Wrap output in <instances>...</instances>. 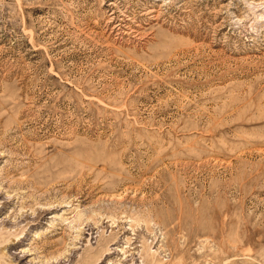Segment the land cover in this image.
<instances>
[{
  "label": "rangeland",
  "instance_id": "obj_1",
  "mask_svg": "<svg viewBox=\"0 0 264 264\" xmlns=\"http://www.w3.org/2000/svg\"><path fill=\"white\" fill-rule=\"evenodd\" d=\"M0 264H264V0H0Z\"/></svg>",
  "mask_w": 264,
  "mask_h": 264
}]
</instances>
